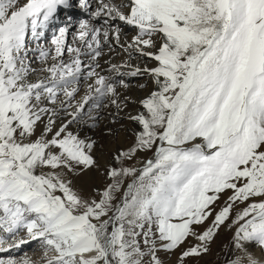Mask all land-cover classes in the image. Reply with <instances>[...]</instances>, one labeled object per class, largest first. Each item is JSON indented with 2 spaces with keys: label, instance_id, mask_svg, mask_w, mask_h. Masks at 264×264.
Listing matches in <instances>:
<instances>
[{
  "label": "snow or ice",
  "instance_id": "obj_1",
  "mask_svg": "<svg viewBox=\"0 0 264 264\" xmlns=\"http://www.w3.org/2000/svg\"><path fill=\"white\" fill-rule=\"evenodd\" d=\"M62 7L69 0H0V253L36 242L41 264H163L161 252L188 264L226 227V264H264V0L102 3L94 17L120 26L82 22L87 53L66 46L60 27L37 68L28 38L44 36ZM124 28L134 32L127 43ZM113 41L151 66L98 70ZM126 76L152 88L127 114L132 143L102 167L98 141L81 133L117 122ZM93 170L102 186L75 185Z\"/></svg>",
  "mask_w": 264,
  "mask_h": 264
},
{
  "label": "rangeland",
  "instance_id": "obj_2",
  "mask_svg": "<svg viewBox=\"0 0 264 264\" xmlns=\"http://www.w3.org/2000/svg\"><path fill=\"white\" fill-rule=\"evenodd\" d=\"M52 22H54V21H52ZM114 22H116V21H112L110 26L114 27L116 25ZM74 23L76 24V26H77V24H78V26H80V22H74ZM55 24L56 23H54L53 25H55ZM119 26H120V24H119ZM49 27H55V26L49 25ZM106 27H109V25L108 24L102 25V28L106 29ZM111 29H110V31H111ZM130 31H132V30H130ZM130 31L129 30L127 31L124 28L122 34L125 35V34L129 33ZM71 39H69V42ZM127 40H128V36L121 37V43H126V42H128ZM29 41H30V37H29ZM73 43H74V41H73ZM41 44L44 46L45 42H42ZM46 45H48V43H46ZM73 47H75V46H73ZM29 48L31 49V53H32L31 57L34 61V66L39 68V59H38L39 51L37 50L36 52L33 53V51L36 50L33 47V44H29ZM44 48H46V47H44ZM81 49H82V46H81ZM105 49L106 48L103 49L104 52H103L101 57L104 58L106 56L107 57L106 59L108 61H111V62L117 61L119 59H123L125 54L127 53V52L123 51V49H121L120 47L116 46V44L114 45V47H110L109 49H106V50ZM110 49L116 50V52L114 54L108 56V54H110L109 53ZM51 52H52V50H51ZM66 56H67V53L63 57L64 60H65ZM146 62L149 63L150 61H146ZM141 80L143 82L144 81L147 82L146 78H140L138 81L140 82ZM135 84L136 83L134 82L133 85H135ZM134 88H137V90L134 91ZM121 92L128 95V98L130 99L128 106L124 109V112H123L125 114V116H121L120 114L118 116H115V119L117 121L115 124L110 123L106 119V120L101 122L100 128L94 130L93 132L81 133L82 135H84V134L92 135L98 141V145H97L95 155H96V157H97V159H98V161L102 167L106 163L109 162L110 157H111V153L115 149L127 147L128 145H130L132 143V141L134 139L133 134L130 135V133H131V131L133 133V131L136 129L137 126L135 125L134 122L129 121L127 119V114L128 113H132V114L135 113L133 106L136 103H132V101H135L138 99L135 97L137 94H139L141 92V89H140V86H133V88H131V86H129L128 89H124V90L121 89ZM107 128H111L113 130V135H108L106 133V131H103V132L101 131V129L106 130ZM129 128L131 130L130 133L128 132ZM127 133H129V134L127 135ZM81 177H83L82 180L80 179ZM73 180H74L75 185L77 187L83 189L85 192L91 191V189L93 187L102 186V184L104 183V177L94 170L89 171V172L82 174L80 176L73 177ZM225 199H226V197H225ZM219 207H223V199L221 200L217 210H219ZM207 226H209V227L211 226L210 221L208 222ZM225 231H227V232H225ZM232 235H233L232 231H229V229L226 227H222L221 230L219 231L214 243L211 245L210 252L207 255H204L200 258H194V259L189 260L188 264H226V257L229 253V248H230L231 241H232ZM19 238H26V236L24 233H21L20 237H18L17 239H19ZM22 246L20 248H17V249L15 248V250L12 251V253L8 256H6V255L0 256V259H2L3 257H4V259H8L9 257H11V258L16 259V260L21 259V258H30L34 262V264H40L42 262L41 257L43 256V251L41 250V247L36 248L35 245L34 244L31 245V243H29L28 246L27 247L25 246L23 249H22ZM218 247H219V249L220 248H222V249L219 250ZM252 250L255 253L261 254L259 248H255ZM2 254H7V252L2 253ZM160 258L163 261V264H177V256L176 255L161 252Z\"/></svg>",
  "mask_w": 264,
  "mask_h": 264
},
{
  "label": "bare ground",
  "instance_id": "obj_3",
  "mask_svg": "<svg viewBox=\"0 0 264 264\" xmlns=\"http://www.w3.org/2000/svg\"><path fill=\"white\" fill-rule=\"evenodd\" d=\"M72 1V0H71ZM93 2L94 3H91V2H89V4H90V6L91 5H95V8H94V12L95 11H97L98 9H100L101 8V4L102 3H112V4H114V5H119L120 3H121V0H93ZM82 7L80 6L79 7V11L81 12V15L83 16V18H82V20H73V18L72 17H70V19H69V22H64V21H61V23L60 22H56V24L55 25H53V22H51L49 25H52V26H55V27H49V25H48V27H47V29H45L44 30V32H45V34H44V36H42V37H40L39 38V40H41L42 42H45V44H44V46L41 44V43H39L40 41H37V39L36 40H34V39H32L31 37H30V40H32V41H34L36 44H35V46H33L36 50L35 51H33V53L34 52H36L37 50L39 51V49H46V50H49V51H51L52 50V53H53V55H54V51H53V49H54V46L51 44V39H52V37H53V35L54 34H58V29L60 28V27H64V26H67L68 27V33H67V36H66V46H68V47H72V48H79V49H81V46H82V49H81V51H82V53H87L89 50L86 48V46H85V44H84V42H82L80 39H79V33H80V31H81V29H80V26H78V24H77V26H76V24L74 23V22H80V24L82 23V22H86V23H88L91 27H95L96 25H99V26H101V31H103V30H105V28H102V25L103 24H105L104 23V21L106 20V19H108V17L106 16V15H103L102 14V16L101 17H99V18H97V17H94V15H92V16H86V15H84L83 13H82V9H81ZM68 17L69 16H71L70 15V13H68V15H67ZM52 21H54V20H52ZM65 21H68V20H65ZM112 23V21L111 20H109V23H107L108 25H109V27H106V29L107 30H109L110 31V29L111 28H113L112 26H110V24ZM116 25L114 26V27H116V26H119V24H120V22H118V21H116V22H114ZM107 24H105V25H107ZM127 31L129 30H131L130 28H125ZM123 32V31H122ZM122 32H121V37H126V36H128V42H130V40H131V38H132V36L134 35V32L133 31H130L129 33H127V34H122ZM51 37V38H50ZM50 38V39H49ZM72 38V39H71ZM29 39V38H28ZM69 39H71L70 40V42H69ZM73 41H74V43H73ZM68 42V43H67ZM46 43H48V45H46ZM50 43V44H49ZM127 43V42H126ZM42 45V46H41ZM114 45H115V42L113 41L112 42V44H111V47H114ZM73 46H75V47H73ZM44 47H46V48H44ZM104 48H106V49H109L110 47H109V45H103V49ZM105 49V50H106ZM104 52V51H103ZM116 52V50H113V49H110V54H108V56L109 55H112V54H114ZM32 54V53H31ZM105 54V53H104ZM125 54V53H124ZM38 55V54H37ZM74 55V53L73 54H68L67 53V56L65 57V60L66 61H70V59L72 58V56ZM123 55V54H122ZM37 58V57H36ZM107 57L105 56L104 58L103 57H101V58H99V63H100V65H101V69H98V70H100V71H106L107 70V68L109 67V61L106 59ZM81 59L83 60V62H84V65H85V67H87V65H89V64H92V63H94L93 61H92V59H91V57L90 56H87V55H82L81 56ZM111 62V61H110ZM135 62V63H134ZM111 63H115V64H124V63H128V64H131L133 67H135V66H140V67H144V66H151V62H146V60L144 59V58H141V57H139L137 54H135V53H133V58L132 59H130L129 58V54L128 53H126L125 54V56H124V58L123 59H119V60H117V61H114V62H111ZM140 78H146V81L147 82H143L142 80L139 82L138 80L140 79ZM125 80H126V82H128L129 83V86H131V88H133V86H140L141 84H145V85H147V87L146 88H141L140 87V89H141V92L139 93V94H137L136 95V97L135 98H138L137 100H135V101H139V99L140 98H142L143 96H145L146 94H147V92L152 88V85H151V82H150V80H149V78L147 77V76H141V77H125ZM136 83L135 85H133V83ZM128 89V88H127ZM124 90V89H123ZM137 90V88H134V91H136ZM121 95L122 96H125V97H127L128 98V95H126L125 93H122L121 92ZM129 99V98H128ZM130 100V99H129ZM132 101V100H131ZM138 103H136V104H134V111L136 112V110H137V108H138ZM110 111H114V109H111ZM120 115L121 116H125V114L122 112V113H120ZM132 124V123H131ZM130 128H129V133H130ZM129 133H127V135L129 134ZM131 134H133L132 133V131H131V133H130V135ZM131 137V136H130ZM124 148V147H123ZM112 154V153H111ZM84 176V175H83ZM85 177V176H84ZM82 178L83 177H81L80 179L82 180ZM228 231V230H227ZM227 231H225V232H227ZM230 231V230H229ZM229 233V232H228ZM35 245V247L37 248V247H40V245L38 244V243H36V242H32L31 243V245ZM27 247L28 246V244H25V245H23L22 246V249L24 248V247ZM17 249V248H16ZM218 249H219V247H218ZM220 249H222V248H220ZM219 249V250H220ZM15 250V248H11L10 249V251L9 252H7V254H2V253H0V256H3V255H6V256H8V255H10L11 253H12V251H14ZM41 250L43 251V249L41 248ZM253 251V250H252ZM220 252V251H219ZM255 253V252H254ZM255 255L257 256V257H260L262 254H260V253H255ZM2 259H4V257L2 258ZM22 259H24V258H21V259H17V260H22ZM41 261H42V257H41ZM41 264V263H40Z\"/></svg>",
  "mask_w": 264,
  "mask_h": 264
}]
</instances>
